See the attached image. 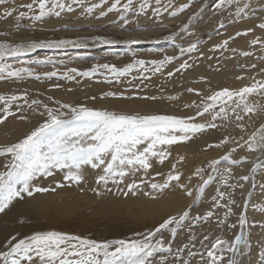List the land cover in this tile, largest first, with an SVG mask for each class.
<instances>
[{"label":"rangeland","instance_id":"374dc122","mask_svg":"<svg viewBox=\"0 0 264 264\" xmlns=\"http://www.w3.org/2000/svg\"><path fill=\"white\" fill-rule=\"evenodd\" d=\"M213 3L0 0V264H264V0Z\"/></svg>","mask_w":264,"mask_h":264},{"label":"bare ground","instance_id":"6f19581e","mask_svg":"<svg viewBox=\"0 0 264 264\" xmlns=\"http://www.w3.org/2000/svg\"><path fill=\"white\" fill-rule=\"evenodd\" d=\"M205 2H206V6L208 7L211 3H213V0H204ZM219 1V0H218ZM215 2H217V1H215ZM203 3V2H202ZM214 4V3H213ZM216 4V3H215ZM213 8V7H212ZM205 12H207L206 10H204ZM210 11V10H209ZM208 11V12H209ZM202 12V11H201ZM207 14V13H206ZM209 14V13H208ZM211 14V13H210ZM209 14V15H210ZM205 17V16H204ZM206 20V19H205ZM204 21V20H203ZM226 21V20H225ZM194 22V21H193ZM199 23V22H198ZM195 24V23H194ZM203 25V24H202ZM186 26H184V28H185ZM182 29V28H181ZM182 31V30H181ZM219 36V35H218ZM214 38V37H213ZM238 38V37H237ZM215 39V38H214ZM181 40V39H180ZM147 41V40H146ZM181 41H183V39L181 40ZM185 43V42H184ZM237 43V42H236ZM206 44V43H205ZM203 47V46H202ZM205 47V46H204ZM209 48V47H208ZM215 48H217V47H215ZM220 49V48H219ZM215 50V49H214ZM186 51V50H185ZM213 51V50H212ZM202 52V51H201ZM189 54H190V52H189ZM207 54H209V52L207 53ZM187 57H188V54L186 55ZM186 57V58H187ZM188 59V58H187ZM184 60H186V59H184ZM215 60V59H214ZM191 61V60H190ZM202 61V60H201ZM192 62V61H191ZM188 63H190V62H188ZM186 65H188L187 63H186ZM195 69L197 68V67H194ZM199 70V68H197V70L196 71H198ZM211 71V70H210ZM235 71V70H234ZM243 71H246V70H243ZM188 72V71H187ZM199 72V71H198ZM201 72V71H200ZM223 72V71H222ZM232 73V71L231 70H229V71H227V72H223V73H221V77L223 78V77H226L227 76V74H231ZM202 74H203V72H202ZM189 75H191V76H193V73L192 74H189ZM194 77H196L197 78V76H194ZM218 78V77H217ZM198 85V84H197ZM139 104V103H138ZM142 104V103H141ZM140 107H142V106H140ZM138 108H139V105H138ZM142 110H140V113L142 114L143 112H141ZM143 111H144V109H143ZM145 112V111H144ZM263 131L261 130L260 132H259V135H258V142H259V145L261 146V148L260 149H263V147H264V140L262 139L263 138ZM171 151H173V150H171ZM82 170V169H81ZM45 171H46V168H45ZM43 172H44V170H43ZM80 172H82V174L83 175H85V176H90L91 175V173L90 172H88V170H82V171H80ZM3 211V210H2ZM1 211V212H2ZM9 214L10 213H8L7 215H5L4 216V218L3 219H0V226H2V225H5V220L7 221L8 219H7V217L9 218ZM0 215H1V213H0Z\"/></svg>","mask_w":264,"mask_h":264}]
</instances>
